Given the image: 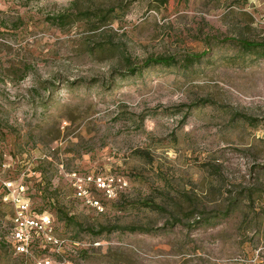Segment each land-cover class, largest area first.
<instances>
[{"label":"rangeland","instance_id":"obj_1","mask_svg":"<svg viewBox=\"0 0 264 264\" xmlns=\"http://www.w3.org/2000/svg\"><path fill=\"white\" fill-rule=\"evenodd\" d=\"M97 8L110 20L92 31L46 21ZM241 39L264 42V0H0V181L87 249L58 262L0 246V264H264V55ZM157 56L175 63L126 75ZM71 173L111 179L114 197L87 184L101 210L86 204ZM10 212L1 202L0 237ZM173 216L158 234L86 232Z\"/></svg>","mask_w":264,"mask_h":264},{"label":"built area","instance_id":"obj_2","mask_svg":"<svg viewBox=\"0 0 264 264\" xmlns=\"http://www.w3.org/2000/svg\"><path fill=\"white\" fill-rule=\"evenodd\" d=\"M68 178V175H67ZM71 186L74 193L88 205L93 204L97 210H101V206L97 201L85 199L87 194V184H91L96 189L102 192L105 199L114 197V187L111 186V179H101L85 175L78 177L74 173L69 175ZM0 186L3 190L0 201L7 204L11 209L9 217L10 232L7 241L11 247L13 254L25 255L29 252L31 245L47 246L51 252L57 257L58 262H66L63 258L64 247L67 242L63 239L55 238L51 235L50 220L45 215L33 214L29 208L28 201L23 197L24 187L21 183H15L10 180L0 181ZM78 241L71 243L79 246ZM66 243V244H65ZM95 246L94 243H92ZM34 264H52L48 258L36 261Z\"/></svg>","mask_w":264,"mask_h":264},{"label":"trees","instance_id":"obj_3","mask_svg":"<svg viewBox=\"0 0 264 264\" xmlns=\"http://www.w3.org/2000/svg\"><path fill=\"white\" fill-rule=\"evenodd\" d=\"M165 1V0H164ZM106 11H111L110 9L107 10H101V9H93V10H81V11H77L75 13H71L68 12V9H65L63 11L57 12L55 14H52L50 16L46 17V21H48L49 23L56 25L58 27H63L69 23H73L75 21H79L82 19H85V21H89L91 19H94L97 21V23H93L91 24L90 30H95L98 29L101 25H104L105 22H107L108 20H110V18L107 17L108 14H106ZM239 46L241 47V49H243L244 51H255L256 53L260 54V55H264V42H254V41H249L246 39H241L238 41ZM205 52L199 53V54H188L185 56L186 60L188 61V63L193 62V61H197L199 59V57H201ZM175 63V59L173 58V56H157L154 58H147L143 61V63L140 66H136V67H131L127 70L126 75H131L145 67H148L149 65H153V64H159L162 66H170L172 64ZM186 112H184L181 115V118L185 117ZM242 119L246 120V116L241 115ZM143 117L141 115H139V121H141ZM25 189H24V194L23 197L28 201L29 205H30V209L33 212V214H41V213H45L42 211H33V207H32V201H31V197H30V193H29V189L26 185ZM3 190L0 186V196L2 194ZM1 204V201H0ZM146 207H150L153 208L154 210H158L161 211L162 209L158 206H155L151 203H144L143 204ZM36 212V213H35ZM55 213L57 215V218L60 222L62 223H66V222H72V220L70 219V217L64 213H62L60 210L56 209ZM10 216H11V212H10ZM9 216V217H10ZM68 220V221H66ZM180 224V220L177 217H172L170 222H167L164 227L158 228V229H148V228H144V227H140V226H99L98 229L93 230L91 228H87L86 232L89 233L90 235L93 236H99L104 234H109L113 231H127L129 233H150V234H158L160 231H166L171 229L172 227H174L175 225ZM194 225H208L209 223V219L205 218V217H197L196 220H194L193 222ZM10 232V224L8 223L4 229H3V237H0V246H4L5 248L11 250V247L7 241V237L9 235ZM75 242V239H73L70 243ZM66 249H64L63 252V258L66 259V262L68 260V257L71 256H82L85 255L87 253V249L86 248H81V249H75L74 250H68V242L66 244ZM37 250L38 253H43V254H48V253H52L50 251V248L47 246H39L37 245H31L30 250ZM53 254V253H52ZM59 260V259H58Z\"/></svg>","mask_w":264,"mask_h":264}]
</instances>
